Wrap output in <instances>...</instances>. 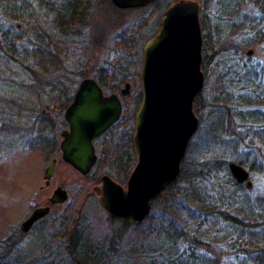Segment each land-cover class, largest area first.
Segmentation results:
<instances>
[{
  "label": "rangeland",
  "instance_id": "1",
  "mask_svg": "<svg viewBox=\"0 0 264 264\" xmlns=\"http://www.w3.org/2000/svg\"><path fill=\"white\" fill-rule=\"evenodd\" d=\"M13 1L15 4L10 0H0V120L7 118L8 109L11 114L16 113V109L27 110L17 119L11 117V128L6 122V132L0 130V240L6 222L11 229L41 200L39 188L44 184L43 172L50 160L59 155V134L66 128L63 113L77 83L85 78L95 79L106 95L118 94L124 83H129L130 89L126 99L122 100V118L97 141L96 154L100 158L97 168L90 176L82 177L58 162L51 185H61L68 194V200L52 210L49 217L38 225L35 234L26 237L24 247L15 249L9 255L8 264H66L69 261L67 249L55 247L65 244L67 232L77 219L76 255L83 264H177V256L181 258L189 250H193L198 257L209 258L212 264H245L237 256V234L218 218L189 217L183 210L178 214V208L174 206L172 209V204H168L167 213L170 216L167 221L159 213L162 209L155 206L151 219L137 227L122 230L121 226L106 219V214L95 199L85 198L89 187L101 175L121 178L115 171L117 164L114 154H122L125 158V153H131L129 139L133 117L140 104L142 47L156 33L163 12L177 0H156L143 8L128 10L117 9L110 0L91 1L84 13L83 25L77 27L80 31L78 38H74V34L67 35V41L74 44L75 54L68 55L62 64V71L48 76H33L32 72L36 69L25 60L24 52L30 49L29 44L40 43L45 34L55 31V14L40 6L37 0ZM193 1L200 6L202 54L209 58L207 73L211 80L201 93L204 102L210 101L211 86L217 85H212L214 77L226 73L227 77H223L222 81L229 85L228 93L235 95L238 89H242L246 97L247 104L242 107L243 111L264 112V75L259 77V73L264 74V21L261 20H264V16L258 10L263 9L264 0ZM9 5L21 7V20L9 21ZM28 18H32L33 23ZM5 39L10 43L11 40L15 41L12 46L14 53L4 46L3 42H7ZM248 50L252 51L250 55H246ZM246 71L251 73L247 80L242 77ZM104 74L109 77L101 78ZM69 82H75V85L68 86ZM54 83L60 86L57 90L50 88ZM41 111L46 116H41ZM204 112L201 110V116ZM258 125L263 127L264 122ZM208 126L203 120L199 122L186 158L201 161L202 158L225 152V160L235 163L231 160L235 156L229 154L231 144H222L225 141L222 138L221 144L225 148L219 142H208L210 144L202 148L201 141ZM39 129L45 131L44 137L51 139L47 141L49 144L56 145L53 153L52 146H43L34 141L33 136ZM114 144L115 149L112 148ZM250 147V151L248 146L240 150L243 157L246 154V163L240 166L249 172L252 189L246 190L239 185L241 188L237 193L254 199L264 195V149L257 141H252ZM220 187L226 188L224 185ZM50 221H56L52 233L56 237L52 240L54 249L44 251L39 243L33 241L38 240L35 236L39 234L41 244L48 241L49 237L42 234V230L49 232L47 224ZM172 221L177 233H180L177 237L153 232V228L164 227L165 233L173 235L175 227H172ZM90 251H94L93 257L89 255ZM180 261L178 264H184L182 259ZM194 263L206 264L207 261L196 259Z\"/></svg>",
  "mask_w": 264,
  "mask_h": 264
},
{
  "label": "water",
  "instance_id": "2",
  "mask_svg": "<svg viewBox=\"0 0 264 264\" xmlns=\"http://www.w3.org/2000/svg\"><path fill=\"white\" fill-rule=\"evenodd\" d=\"M156 0H110L117 9L143 8ZM198 2L177 0L162 14L158 32L142 50L139 75L141 103L135 116L133 152L135 166L126 188L108 176L92 189L108 217L125 224H140L149 214L150 203L167 186L176 183L181 164L199 120L193 105L205 83L202 72L203 37ZM248 50L246 55H250ZM130 85L121 90L128 95ZM121 115L117 95L104 96L97 83L86 78L79 84L73 101L64 112L69 131L60 134L61 160L81 175H87L96 162L93 142ZM55 160L46 167L43 179L54 173ZM228 171L237 185L252 189L249 172L236 163ZM67 194L55 190L51 205H62ZM49 207L34 209L21 228L28 231L46 216Z\"/></svg>",
  "mask_w": 264,
  "mask_h": 264
},
{
  "label": "trees",
  "instance_id": "3",
  "mask_svg": "<svg viewBox=\"0 0 264 264\" xmlns=\"http://www.w3.org/2000/svg\"><path fill=\"white\" fill-rule=\"evenodd\" d=\"M91 1L93 0H37L40 6L54 12L53 28L55 31L52 34H45L41 38L40 43L29 44L30 49H28V52L23 51L25 60L29 61L36 69L32 72L33 76L56 75V72L62 70L63 62L69 56L75 54L74 44L67 41V35L68 33L70 35L74 34V38H76L80 34L77 27L83 25L84 13ZM10 3L15 4L13 0H10ZM261 9L258 8L259 12L264 16L263 5ZM7 11L10 12L9 21L21 20L19 19L22 18L21 7L9 5ZM28 20L33 23L32 18H28ZM261 20L264 21L263 18ZM72 26H75V28H71ZM5 40L7 42H3L4 46L10 53H14L12 46H14L15 41L11 40L10 43L8 39ZM216 54L219 53L217 52ZM204 59L202 72L205 78V89L210 85L211 78L207 73L209 58L205 55ZM250 74L249 71H246L245 74H242V77L247 80L251 76ZM256 75L258 77V73ZM260 75L263 76L264 74L259 73V77ZM108 77L109 75L104 74L101 78L107 79ZM223 77H227L226 73H221L214 77L212 85H217L211 86L210 101L204 102L202 93L197 97L193 105V110L199 122L203 120L209 124L205 137L201 141L202 148H205V145L210 143L219 142L221 144L222 138L225 140L222 144H231L229 154L235 156L231 160L239 165H245L246 154L244 157L240 154L242 148L248 146L250 151L252 149L250 147L252 141H257L264 149V126L259 127L258 125L264 122V112L254 110L245 113L242 107L247 104V100L244 93L241 92L242 89H238L235 95L228 93L229 85L224 84V81H222ZM74 85L75 82L68 83V86ZM50 88L57 90V87L51 86ZM26 110L25 108L20 111L16 109L17 112L11 114L8 109L7 118L0 120L1 126L8 122L11 128V117L17 119ZM201 110L202 112L205 111L202 116ZM0 130L2 131V128ZM44 132L43 129H39L33 136L34 141L37 144L41 143L43 146H52L51 152L53 153L56 145L47 142L51 139L44 137ZM222 144L221 146L225 148ZM129 155L125 153V161L131 160ZM224 155L225 152L220 155L214 154L211 157L202 158L201 161L196 159L188 160L185 156L180 167L179 179L176 185L169 186L161 195L159 204H162V207L159 208L165 209V204L167 203L172 204L171 207L180 208L189 217L218 218L237 234L236 238H239L238 241L235 238V243L237 242L238 244L237 256L241 257L245 264H264V195L254 197V199L245 194L239 195L237 192L241 187L231 178L227 168L228 162L225 160L226 157ZM114 157L117 163L123 161L122 154H114ZM222 185L226 186V188L220 187ZM153 229V232L158 235L168 237L180 235V233H177L176 227L172 230L173 235H169L171 234L169 232L165 233L163 227ZM251 230L254 231L250 232ZM73 241L76 242L77 240L73 237ZM76 251L77 249L73 246L70 250V255L67 256L69 261L66 264H83L78 259ZM180 259L184 261V264H195L196 259L207 261L206 264H212L209 258L198 257L193 250L187 251L181 258L177 256V264ZM170 263H173V261Z\"/></svg>",
  "mask_w": 264,
  "mask_h": 264
},
{
  "label": "flooded vegetation",
  "instance_id": "4",
  "mask_svg": "<svg viewBox=\"0 0 264 264\" xmlns=\"http://www.w3.org/2000/svg\"><path fill=\"white\" fill-rule=\"evenodd\" d=\"M158 28H159V24H158ZM158 32V29H157V31H156V33ZM156 33L151 37V38H149L146 42H145V44L149 41V40H151L152 38H154V36L156 35ZM144 44V45H145ZM143 45V46H144ZM142 50H143V47H142ZM142 52V51H141ZM202 53H203V49H202ZM202 58H203V61H202V65H203V63H204V56H203V54H202ZM141 68H142V64H141ZM60 71H62V70H60ZM140 72H141V70H140ZM139 75H140V73H139ZM86 79V78H85ZM82 80H84V79H82ZM82 80H80L78 83H77V85H76V87H75V91H73V96H72V99L70 100V102L67 104V106H66V108H65V110L67 109V107L68 106H70V104L72 103V101H73V98H74V95H75V92H76V90H77V88H78V86H79V84L81 83V81ZM96 83H97V85L100 87V89L102 90V93H103V95L104 96H109V95H111V94H115V95H117L118 96V98H119V100H120V103H121V115H120V118H119V120L116 122V123H114L107 131H105L101 136H99L97 139H95V141L93 142V148H94V154L96 155V162H95V164H94V166L91 168V170H90V172L87 174V175H81L80 173H78L77 171H75L70 165H68V164H66V163H64L62 160H61V151H60V142L62 141V138L60 137V134L63 132V131H69V125H68V123L65 121V119H64V113H63V119H64V122H65V124H66V128L65 129H63L61 132H60V134H59V137H60V141H59V155L57 156V157H55V158H52L51 160H50V162H49V164L48 165H50V163H51V161L52 160H55L56 162H55V166H54V173H55V168H56V165L58 164V162H61L62 164H64L65 166H68V167H70L73 171H75L76 173H78L80 176H82V177H88V176H90V174L92 173V171L94 170V169H96L97 167V165H98V163H99V160H100V158H99V156L96 154V144H97V141L99 140V139H101L103 136H105L106 134H108L112 129H113V127H115L116 125H117V123L120 121V119L122 118V114H123V111H124V105H123V101L122 100H124V99H126V97L128 96H125V97H122L121 96V90H122V88L119 90V93L117 94V93H110V94H108V95H106L105 93H104V91H103V88L98 84V82L95 80V79H93ZM139 83H140V81H139ZM126 84H129V83H124V85H123V88H124V86L126 85ZM54 88H56L57 87V89L60 87L59 86V84L58 83H54V85H52ZM128 94H129V92H128ZM141 98H142V96H141V87H140V103H141ZM140 105V104H139ZM139 108V107H138ZM22 109V108H21ZM65 110H64V112H65ZM138 110V109H137ZM136 113H137V111L134 113V117H133V130H132V135H131V138L129 139V148H130V150H131V153H128V154H130L129 156L131 157V160L130 161H125V159L123 158V161H121L120 163H117L116 162V164H117V167H115V171H116V174L118 175V176H120L121 178H119V177H116L115 179L114 178H111L110 176H108V175H106V174H103V175H101L99 178H97L96 179V181L89 187V189H88V191L86 192V194H85V198H86V200H87V198H93V199H95L96 200V202L100 205V207H101V209L103 210V212L106 214V219L109 221V222H111V223H115V224H117V225H119V227L123 230L124 228H128V227H137V226H139V225H142L145 221H147L148 219H151V212H152V210H153V208L156 206H158V207H162V204H159L160 202H161V200H160V197H161V195L167 190V188L169 187V186H167V187H165L163 190H161V192L158 194V196L154 199V200H152L151 201V203H150V211H149V214L145 217V219L140 223V224H138V225H136V224H125V223H123L121 220H113V219H111V218H109L108 217V215H107V213L104 211V209L102 208V206H101V204H100V202H99V200H98V198L95 196V194L92 192V189H94V188H96V187H99L100 186V184H101V178H102V176H108V177H110L114 182H116L119 186H121L123 189H125L126 188V182H127V179H128V177H129V175H130V173H131V171H132V169L134 168V166H135V163H136V160H135V156H134V152H133V134H134V126H135V116H136ZM195 113V112H194ZM45 113H44V111H41L40 112V115L41 116H46V115H44ZM2 124V123H1ZM0 128H2V131H5L6 132V130H7V123L5 124V125H3V126H1L0 125ZM18 132L20 133L21 132V129H20V127L18 126ZM18 133V134H19ZM18 134H16V135H18ZM7 135V134H6ZM17 137V136H16ZM13 143V142H12ZM125 143V142H124ZM6 145H8L9 146V144L6 142ZM8 146H5L6 148L8 147ZM112 148H116V145L114 144V145H112ZM120 148H121V146H120ZM117 161V160H116ZM48 165H47V167H48ZM132 165V166H131ZM46 169V168H45ZM44 169V170H45ZM44 173V172H43ZM54 173H53V175H52V177L54 176ZM51 177V178H52ZM51 178H50V180H48V183L46 184V180H44V184H43V186H41L40 188H39V191L42 193V196H41V200H40V202L36 205V207H34L29 213H28V215H26L25 216V218L21 221V222H19L17 225H15L14 227H12L11 229L9 228V226H8V224H7V222L5 223V229H4V231H3V233H2V237H1V240H0V264H8V261H9V255L15 250V249H18V248H22V247H24L25 246V243H27L26 242V237H28V236H30V235H32V234H35L34 233V231L36 230V228L38 227V225H40V224H42L48 217H49V215L51 214V212H52V210L53 209H55V208H58V207H60V206H62V205H64V204H62V205H51V204H49V200L50 199H52L53 198V195H54V192H55V190L56 189H58V188H61L62 190H64L65 192H66V190L61 186V185H51L52 183H51ZM178 179H179V176H178V178H177V181H178ZM177 181H176V183H177ZM123 182V183H122ZM176 183H174L173 184V186L174 185H176ZM172 186V185H171ZM66 194H67V192H66ZM67 200H68V194H67ZM66 200V201H67ZM168 204L166 203L165 204V209H163V208H161L162 210L159 212L160 213V215H162V217H165L166 219V221H167V219H168V216H170L167 212H168V207L169 206H167ZM44 207H49V212H48V214L46 215V216H44L43 218H41V219H39L38 221H36L35 223H33V225L31 226V228L28 230V231H23L22 230V228H21V225H22V223L25 221V220H27L28 218H29V216L31 215V213H32V211L34 210V209H37V208H44ZM172 209H173V207H171ZM166 211V212H165ZM179 211H181V209L180 208H178V211H177V213L179 214V213H181V212H179ZM171 212H173L174 214H175V212H174V210L172 211L171 210ZM78 224H79V221H78V219L77 220H75V223H74V226L72 227V229L70 230V231H68L67 232V236H66V241H65V244H63V245H60L59 244V246H61V247H58V246H56L55 248L57 249V248H60V249H67V253H68V255H70V250L73 248V246H75V248L77 249V247H78V240H77V226H78ZM171 224H172V227H175L174 226V223H173V221L171 222ZM55 225H56V221H50L49 222V224H47V227H48V230H49V232L48 233H46V231H45V229H43L42 230V234L44 233L45 235H47L49 238H48V241H43L44 243H40V234L37 236H35V237H37L38 238V240L37 239H34V243H39V246L42 248V250H44V251H46V249H51L52 248V246H53V244H52V240H53V237H55V236H52V233H53V229H54V227H55ZM167 226H166V228H169V226H168V224H166ZM164 228V227H163ZM165 229V228H164ZM73 237H74V239H76L77 241L75 242V241H73ZM56 238V237H55ZM119 240H120V237H118L117 238V242H119ZM41 242H42V239H41ZM29 244H30V242H29ZM52 249H54V248H52ZM95 250L96 251H98V248H95ZM51 254V253H50ZM52 255V254H51ZM67 255V256H68ZM89 255L91 256V257H93V255H94V251H90V253H89ZM38 259V258H37ZM40 260V259H39ZM38 264H40L39 262H37Z\"/></svg>",
  "mask_w": 264,
  "mask_h": 264
}]
</instances>
